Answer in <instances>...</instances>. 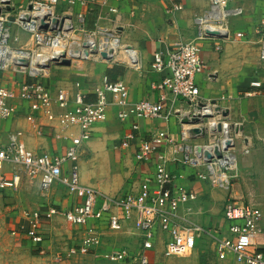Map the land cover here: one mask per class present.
<instances>
[{
	"label": "built area",
	"instance_id": "1",
	"mask_svg": "<svg viewBox=\"0 0 264 264\" xmlns=\"http://www.w3.org/2000/svg\"><path fill=\"white\" fill-rule=\"evenodd\" d=\"M109 1L20 0L18 4L15 0H0V75L16 78L13 85L0 87V121H11L21 114L24 121L40 118L56 138L69 142L60 155L32 153L24 142V129H15L5 143L0 140V192L15 191L24 179L42 194L55 186L66 190L74 201L72 207L67 211L50 208L43 213L46 219L61 217L83 232L79 243L66 251V260L81 259L94 252L99 244V226L121 233L123 223L130 220L140 239L137 252H107L101 256L105 262L149 264L148 254L160 232L164 235V258L191 253L199 237L207 234L214 240L219 261L264 264V251L260 249L262 212L231 195L252 144L240 130V124L228 122L227 115H223L226 111L218 102L200 96L195 83L204 71L202 44H212L220 51L219 43L231 40L230 21L244 14L243 6L238 0H207V9L192 17L194 36L153 55L150 69L162 75L152 86L162 94L158 102L143 99L128 104L126 84L109 82L107 78L95 89L92 102L85 101L77 83L73 92L58 89L53 94L47 83L53 67L122 63L136 72L142 69L139 54L122 40L123 17ZM183 1L166 0V15L182 12ZM13 28L19 29L26 40L13 39ZM255 29L260 40L258 59L264 65V16ZM64 61L69 65L64 66ZM167 94L172 98L169 109L165 107ZM251 96L250 92L243 94ZM225 99L221 97L220 101ZM112 103L118 108L120 122L133 117L163 124L149 139L139 143L134 156L138 164L150 166L152 175L140 183L136 193L116 198L100 196L84 185L77 163L80 146L91 139L94 126L106 121ZM172 120L178 128L175 136L169 125ZM41 127L36 128L39 137ZM138 129L136 124L131 128L133 132ZM134 139L133 134H127L120 146L128 148ZM172 166L192 172L196 181L212 190L227 193L222 208L227 224L224 233L204 230L177 215L181 206L194 202L197 196L177 189L180 176L170 169ZM42 217L37 211L25 212L12 230L13 235L39 247L40 255L45 253ZM62 257L56 254L54 262H60Z\"/></svg>",
	"mask_w": 264,
	"mask_h": 264
},
{
	"label": "crops",
	"instance_id": "2",
	"mask_svg": "<svg viewBox=\"0 0 264 264\" xmlns=\"http://www.w3.org/2000/svg\"><path fill=\"white\" fill-rule=\"evenodd\" d=\"M254 2L255 0H238V3L243 6L244 14L240 17V20L233 19L230 21L232 38L229 41L219 43L220 51H216L212 44H202L201 59L204 71L195 78L200 96L203 99L218 102L219 106L226 111L228 122L240 124L244 135L251 144L252 142L264 141V65L258 59L260 40L256 34V24L253 22L252 16L248 15ZM109 5L117 8L119 14L123 17L125 27L121 30L122 40L139 54L142 69L136 72L122 63H98L93 64L92 70L91 68H84L80 74L83 79L81 83L77 82V84H79L80 91L84 94L85 101H94L93 93L95 89L100 87L104 78H107L109 82L123 81L126 84L128 87V104H134L143 99L158 102L162 94L160 91L153 90L152 86L160 81L162 75L156 74L150 69L152 57L156 52L173 49L178 44L186 42L194 36L195 29L192 24V17L194 14H200L207 9V0H184L183 11L174 15H166V0H110ZM236 34H241L242 37L238 38ZM1 76L7 79L0 81V87H8L16 82V78L13 76L5 74ZM74 85L58 89L73 92ZM56 91L53 94H56ZM245 92L252 93V96L243 97ZM164 96L167 99L165 107L169 109L172 98L168 94ZM221 97L226 99L220 101ZM117 111L118 108L113 103L108 107L106 121L94 126L91 139L80 146L77 163L81 167L79 159L84 153L89 154L92 159L96 156L122 159L126 164H130L132 167L136 166L137 172L142 173L141 183L145 178L152 175L153 170L150 166L138 164L135 161L134 156L137 147L142 140L149 139L152 134L162 128L163 124L158 120L144 121L133 117L125 122H120L117 119ZM135 124L138 125L139 129L133 132L131 128ZM169 125L171 133L174 136L177 135L176 122L172 120ZM37 127H41V137L37 136ZM18 128H23L26 132L24 142L27 149L32 153L44 151L60 155L64 153L66 146L69 144V142L66 143L56 138L53 131L44 127L40 118L35 119L33 122L24 121L23 114L11 121H0L1 142L5 143L9 134ZM127 134H133L135 139L130 141L128 148H122L120 144ZM116 165V163H112L113 168ZM170 169L180 176L177 181V189L194 193L197 196L194 202L181 206L178 215L189 222H196L202 227H208L213 232L224 233L227 224L222 216V208L227 193L212 190L196 181L191 176L192 172L190 171L175 166ZM29 182V180L26 181V183ZM140 183L134 190L126 194L136 193ZM201 185L209 189L208 198L202 204L199 196H205L203 194L207 191ZM60 188L63 189L62 195L64 198L61 195L60 197H54L52 201L54 205H57L56 209L67 211L72 207L74 201L68 196L66 190L61 186H55L51 192L52 194L56 193ZM198 192H200V195L197 194ZM112 211L117 213L115 210ZM123 231L125 232L122 234L130 231L134 232L132 221L127 220L123 223ZM163 239L164 235L158 232L154 246V249L156 247L158 249L155 254L153 253L154 249L148 254L149 264L152 258L158 257L156 254L159 255L161 252L162 255ZM138 247L133 253L137 252ZM94 252L84 258L70 260L69 263L94 264ZM219 262H221L220 264H233L230 261Z\"/></svg>",
	"mask_w": 264,
	"mask_h": 264
},
{
	"label": "rangeland",
	"instance_id": "3",
	"mask_svg": "<svg viewBox=\"0 0 264 264\" xmlns=\"http://www.w3.org/2000/svg\"><path fill=\"white\" fill-rule=\"evenodd\" d=\"M15 2L19 4L20 0H15ZM263 12L264 0H255L248 15L252 16L253 22L257 25L256 22L259 17L263 16ZM94 14L95 12H92V18L95 16ZM236 20H240V18ZM12 37L13 39L26 40V36L17 28H13ZM92 66H94L92 63H85L70 68L53 67L47 78V83L52 92L60 87H71L72 84L81 83L83 79L80 75L81 71L84 68L92 70ZM5 79L7 78L0 75V81H5ZM79 161L82 183L96 190L100 196L120 197L134 190L140 183L142 173L137 172L136 166L132 167V165L126 164L122 159L104 156H96L92 159L89 154L84 153L82 157L80 156ZM112 163H116V167L113 168ZM26 181L28 180L24 179L15 191L0 192V264H70V260L65 258L66 251L79 243L83 232L66 224L64 220H61V217L46 219L43 215L48 209L57 208L52 200L54 197H60L63 189L60 188L53 194L52 192L42 194L38 191L37 186L31 182L26 183ZM203 187L207 192L203 194L205 196H199L201 204L207 200L209 192L207 187ZM197 194L200 195V192ZM231 195L244 202H249L262 212L260 249L264 251V141L252 142L250 155L239 168V175L233 184ZM62 198H64L63 195ZM35 211L42 213L43 216L42 225L45 234L43 243L45 253L43 255L39 254V247L32 246L20 235L12 234L14 226L20 222L23 214ZM191 223L200 226L196 222ZM202 228L207 231L211 230L208 227ZM98 232L99 244L94 252V264H111L101 258L102 254L107 252L127 249L133 254L140 243L133 231L125 234H122L125 231L113 233L105 229L104 226H99ZM157 249L158 247L154 249V254ZM58 253L63 257L60 262H54V256ZM156 255L158 257L152 258L150 264L221 263L214 251V240L207 234L201 235L194 250L185 256L164 258L161 252Z\"/></svg>",
	"mask_w": 264,
	"mask_h": 264
},
{
	"label": "water",
	"instance_id": "4",
	"mask_svg": "<svg viewBox=\"0 0 264 264\" xmlns=\"http://www.w3.org/2000/svg\"><path fill=\"white\" fill-rule=\"evenodd\" d=\"M64 66H68L69 65V62L68 61H64L63 63H62ZM224 116H226L227 115V113L226 112H224V114H223ZM240 130L242 131V128H240Z\"/></svg>",
	"mask_w": 264,
	"mask_h": 264
}]
</instances>
